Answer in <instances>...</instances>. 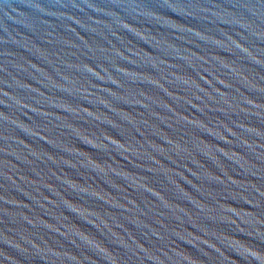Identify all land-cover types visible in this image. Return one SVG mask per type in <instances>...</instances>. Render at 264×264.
<instances>
[{
  "label": "water",
  "instance_id": "95a60500",
  "mask_svg": "<svg viewBox=\"0 0 264 264\" xmlns=\"http://www.w3.org/2000/svg\"><path fill=\"white\" fill-rule=\"evenodd\" d=\"M0 264H264V0H0Z\"/></svg>",
  "mask_w": 264,
  "mask_h": 264
}]
</instances>
